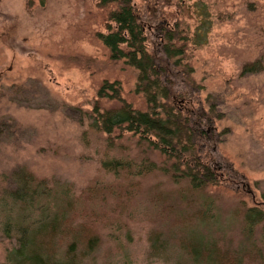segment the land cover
<instances>
[{"label": "rangeland", "instance_id": "rangeland-1", "mask_svg": "<svg viewBox=\"0 0 264 264\" xmlns=\"http://www.w3.org/2000/svg\"><path fill=\"white\" fill-rule=\"evenodd\" d=\"M131 3L141 21H150V47L160 40L156 25L186 39L181 65L189 75L174 81L191 97L178 106L213 108L219 141L209 153L220 165V182L192 191L157 169L140 176L104 169L110 161L138 164L146 154L158 166L165 163L155 151L142 152L139 135L92 126L104 81H119L121 98L148 110L135 90L137 70L111 59L98 37L114 26L109 13L115 4L0 0V222L66 212L68 230L56 239L59 256L75 236L97 241L80 252L78 264H194L185 247L192 234L217 242L219 253L239 258L235 264H264L255 255L263 246L261 231L247 237L243 220L246 209L262 207L264 191V0ZM24 174L39 189L27 209L10 196ZM15 247V236L7 238L0 227V264H9Z\"/></svg>", "mask_w": 264, "mask_h": 264}, {"label": "trees", "instance_id": "trees-1", "mask_svg": "<svg viewBox=\"0 0 264 264\" xmlns=\"http://www.w3.org/2000/svg\"><path fill=\"white\" fill-rule=\"evenodd\" d=\"M97 3L100 6L116 5L109 13V20L114 26H109L108 31L99 33L98 37L109 50L111 59L123 60L137 70L135 90L144 96L148 110H136L124 101L119 81H104L97 90V99L114 100L118 105L101 108L97 100L91 114L92 126L108 134L123 129L132 135H139L142 152L155 151L165 161L158 166L146 154L138 164L134 163L136 160L110 161L103 163L104 169L124 168L127 173L130 171L138 176L157 169L168 174L175 182H187L192 191L218 184L221 180V173L217 170L220 165H216L215 158L209 153L210 150L214 151L213 146L219 141L212 125L213 108L205 109L200 105L197 110H184L178 106L179 102L191 97L186 88H175L174 81L179 74H182L181 77L189 75L186 66L181 65L185 58L186 39L180 36V31L165 30L163 26L156 25V36L160 40L152 48L147 41L150 21L140 20L131 0H97ZM253 66L245 65L244 70ZM185 82L188 84L187 79ZM17 182L21 188L11 192L10 196L27 209L37 197V187H34L35 182L30 175L18 178ZM261 198L262 207L246 209L243 220L247 237H252L254 230L260 229L263 246L257 249L255 255L257 257L259 254L264 261V191ZM38 212L41 218L27 217L28 220H24L25 216H19L14 220L6 217L0 222L5 236L11 238L13 235L16 239L15 249L7 256L9 264H78L81 253L96 246L97 241L93 236L85 240L75 236L66 245L65 253L59 256L56 239L63 237L68 230L65 224L67 213L58 210ZM204 214L201 212V215ZM185 239V247L190 249L194 264L203 257L204 264H225L229 260L235 264L239 259L237 256L228 259L219 253L217 242L198 239L193 234ZM80 241L85 242V249L79 248Z\"/></svg>", "mask_w": 264, "mask_h": 264}]
</instances>
